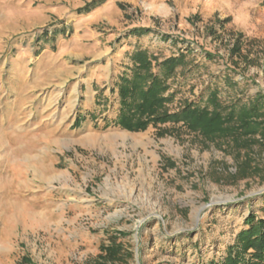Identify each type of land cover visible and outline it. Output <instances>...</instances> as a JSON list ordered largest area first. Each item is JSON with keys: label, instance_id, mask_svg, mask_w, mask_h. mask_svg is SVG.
Returning a JSON list of instances; mask_svg holds the SVG:
<instances>
[{"label": "rangeland", "instance_id": "1", "mask_svg": "<svg viewBox=\"0 0 264 264\" xmlns=\"http://www.w3.org/2000/svg\"><path fill=\"white\" fill-rule=\"evenodd\" d=\"M50 1L60 14L41 21L40 0H0V264H94L109 238L123 264L222 257L250 213L264 216V146L236 180L228 145L115 126V84L141 48L186 55L170 110L213 88L225 104L264 93V0Z\"/></svg>", "mask_w": 264, "mask_h": 264}, {"label": "trees", "instance_id": "2", "mask_svg": "<svg viewBox=\"0 0 264 264\" xmlns=\"http://www.w3.org/2000/svg\"><path fill=\"white\" fill-rule=\"evenodd\" d=\"M104 0H92L81 12H90ZM228 22L225 19L220 28ZM150 29H131L127 37L140 39L148 36ZM264 47V46H263ZM236 44L232 53L240 55ZM206 57L212 58L210 55ZM246 64H254L248 56H242ZM131 66L118 77L115 84L119 99V109L113 124L129 132L145 131L148 127L157 135H177L185 131L200 137L206 144H225L232 149L237 159L243 158L239 168L231 177L236 180L248 178L259 168L254 165V147L264 146V93L257 92L248 102L235 99L223 103L219 91L210 89L201 105L196 101H184L174 110L169 104L174 101L176 91L172 90L170 80L178 69L186 67V55L178 53L159 61L147 49L137 48L130 56ZM228 77V76H227ZM225 83H232L230 77ZM235 86L238 83H232ZM107 126V125H106ZM241 152H244L241 155ZM264 201V194L262 195ZM261 211L264 213V204ZM110 244L101 247V253L94 264H123L131 258L116 238H109ZM205 264H264V216L250 213L242 222V228L232 244L224 249L220 258H212Z\"/></svg>", "mask_w": 264, "mask_h": 264}, {"label": "crops", "instance_id": "3", "mask_svg": "<svg viewBox=\"0 0 264 264\" xmlns=\"http://www.w3.org/2000/svg\"><path fill=\"white\" fill-rule=\"evenodd\" d=\"M39 3V7L35 9V12H33L34 15H31L35 17L36 20L46 21L48 20L49 16L53 14H60V8L57 7L58 5L53 4L50 0H40ZM61 13H64L65 15L68 14V12L65 11H62ZM96 38L98 39L99 37Z\"/></svg>", "mask_w": 264, "mask_h": 264}]
</instances>
